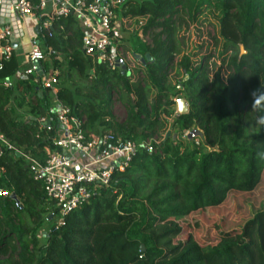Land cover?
I'll use <instances>...</instances> for the list:
<instances>
[{
	"label": "trees",
	"instance_id": "16d2710c",
	"mask_svg": "<svg viewBox=\"0 0 264 264\" xmlns=\"http://www.w3.org/2000/svg\"><path fill=\"white\" fill-rule=\"evenodd\" d=\"M179 7L189 8L193 18L203 7L221 14V55L232 73L226 78L211 74L208 60L195 67L188 63V76L176 91L189 105L188 113L177 114L182 132L197 126L210 149L196 139L193 145L175 143L172 134L154 152L141 149L124 171L114 173L110 186H98L89 201L61 224L56 221L42 246L37 229L45 219L58 218L59 209L43 183L35 181L29 159L47 158L48 135L55 134L56 125L48 132L39 119L48 114L53 95L46 88L40 91L36 75L21 78L31 92L32 114L25 121L16 119L7 107L5 81L20 64L15 54L4 62L0 131L7 144L0 155L5 170L0 175V255L8 257L0 264H264V0H125L122 14L147 17L142 31L152 34L151 42L143 44L151 59L135 69L143 74L136 80L130 69L123 73L120 66L86 56L79 24L71 16L60 17L52 36L46 35L51 51L44 67H66L70 77L89 83L85 89L60 87L57 92L85 117L87 133L113 131L138 143L153 138L167 124L162 116L171 115L176 105L170 73L181 53ZM112 91L127 111L122 123L111 111ZM82 93L88 100L76 99ZM206 212L204 232L196 222L198 228L180 245H159L156 227ZM172 231L181 235L188 228Z\"/></svg>",
	"mask_w": 264,
	"mask_h": 264
},
{
	"label": "built area",
	"instance_id": "2783aa9c",
	"mask_svg": "<svg viewBox=\"0 0 264 264\" xmlns=\"http://www.w3.org/2000/svg\"><path fill=\"white\" fill-rule=\"evenodd\" d=\"M124 3L125 0H0V70L15 54L21 69L17 72L19 77L36 75V82L42 83L53 95L48 114L39 119L48 132L56 125L55 134L48 135L52 144L45 148L44 162L29 159V165L35 181L43 183L47 198L59 209L57 225L70 211L89 201L98 186H110L114 173L124 171L138 151L154 152L163 140L150 138L138 143L113 131L87 133L83 129L85 117L77 118L57 97L58 70L44 67L51 51L46 35L52 36L56 19L69 16L83 32L84 54L117 66L116 22ZM25 43L30 49L23 54L21 62L17 51L23 49ZM37 61L43 70L40 78ZM5 85L11 87V80L7 79ZM5 144L0 131V155ZM4 171L0 167V175ZM16 206L20 208L19 203Z\"/></svg>",
	"mask_w": 264,
	"mask_h": 264
},
{
	"label": "rangeland",
	"instance_id": "374dc122",
	"mask_svg": "<svg viewBox=\"0 0 264 264\" xmlns=\"http://www.w3.org/2000/svg\"><path fill=\"white\" fill-rule=\"evenodd\" d=\"M178 9L176 21L178 24V41L181 53L177 57L176 61L179 63L175 65L170 73V82L173 85L172 98L175 101L179 98H184L183 94H176V91L181 88L182 81L188 76V74L185 73V65L188 63H190L192 67H195L205 60H208L211 74L220 72L222 76L226 78L232 73V70L227 65V62L223 60V56L221 55L224 50V40L220 34V10L215 7H203L202 10H200L193 18L191 16L192 12L189 8L179 7ZM146 21L147 17H128L124 16L122 13L117 16L116 26L118 28L119 46H117L115 56L118 59L124 60L128 69H130L128 70V74L134 80L143 77V74L135 72V69L142 67V62L136 57V55H140L141 58L150 60V56L143 53V44L150 43L152 38L151 33L144 34L142 31ZM41 46L42 48L44 47V45ZM29 49V45L25 43L23 49L21 48L17 51L19 57H21V62L24 61L23 54L25 55ZM238 50L240 55H243L246 51L243 45H240ZM61 59H63V55H61ZM181 60L182 63L180 62ZM56 69H58V72L62 75L59 79L60 87H68L73 91L88 87L89 83L87 81L85 82V80L80 77L76 75L70 77L66 67L62 68V70L59 68ZM10 80L12 85L11 87H8L10 90V96L7 107L13 111L16 119L23 121L28 120L32 114L29 98L31 92L21 81V78L17 75V73L11 77ZM44 88L43 84L40 83L41 92H44ZM110 96L111 111L114 119L116 122L122 123L125 121L127 116L126 108L119 99V93H117V91H112ZM76 99L78 101L88 100L83 93L81 95L77 94ZM177 109L178 107L176 102V105L171 110L172 114H164L162 116L167 121V124L157 135L153 136V138L164 139L165 136L172 134L175 139V143L182 142L193 145L194 142H191L185 136L186 131L182 132L181 127L177 122V114H179ZM76 115L77 118L83 117L79 113ZM190 131H195L198 134L196 141L201 143L200 147L210 149V146L202 140L199 135V129L196 126L190 129ZM207 215L208 213L206 212L196 215L195 218L188 216L180 220L171 219L166 224L156 227L153 232L158 238V243L161 247H164L165 249H172L173 247L186 241L189 236L193 235L194 229L198 228L196 222L200 223L199 230L204 232L208 228V224L204 223L203 216ZM56 221L57 217L54 219H45L44 223L37 229L36 235L39 246L46 244L47 235L51 231L53 225H55ZM29 223L31 222L29 221ZM184 226L188 228L186 233L174 235V232L172 231L173 229ZM17 254H13L15 259H17ZM7 257L8 255H0V259H6Z\"/></svg>",
	"mask_w": 264,
	"mask_h": 264
},
{
	"label": "water",
	"instance_id": "95a60500",
	"mask_svg": "<svg viewBox=\"0 0 264 264\" xmlns=\"http://www.w3.org/2000/svg\"><path fill=\"white\" fill-rule=\"evenodd\" d=\"M36 31H38V30H36ZM14 46H16V44H14ZM245 53H246V51H245ZM136 57L139 58L141 62H143V63L146 62V59L145 58H141L140 55H136ZM150 59H151V56H150ZM36 65H37L38 77L40 78L43 75L42 66H41V63L39 61L36 62ZM117 66H120V68H121V70H122L123 73H125V71L128 70V67L125 64V62H124L123 59H119L117 61ZM176 102H177V107H178L177 110H178V113L179 114L188 113V111H189V105H188V102L186 101L185 98H179V99H177ZM199 132H200L199 135L201 136L202 140H204V142L208 145V143L205 140V136H204L203 131L201 129H199ZM197 135L198 134L195 131H189L188 134H187V138L191 142H193V140L197 138ZM18 154H20V153H18ZM142 250H145V247L144 246H142Z\"/></svg>",
	"mask_w": 264,
	"mask_h": 264
},
{
	"label": "crops",
	"instance_id": "0c3cea01",
	"mask_svg": "<svg viewBox=\"0 0 264 264\" xmlns=\"http://www.w3.org/2000/svg\"><path fill=\"white\" fill-rule=\"evenodd\" d=\"M19 71L21 72V69H20V70H18L17 72H19ZM17 72H16V73H17ZM17 75H18V74H17Z\"/></svg>",
	"mask_w": 264,
	"mask_h": 264
}]
</instances>
